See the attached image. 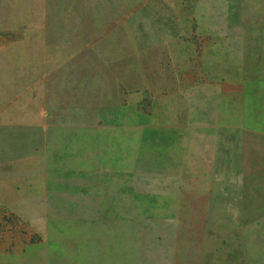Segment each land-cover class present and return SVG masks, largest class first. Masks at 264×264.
Listing matches in <instances>:
<instances>
[{
    "label": "rangeland",
    "instance_id": "374dc122",
    "mask_svg": "<svg viewBox=\"0 0 264 264\" xmlns=\"http://www.w3.org/2000/svg\"><path fill=\"white\" fill-rule=\"evenodd\" d=\"M22 3L0 16V264H264V241L249 257L229 210L194 193L199 171L264 172V0ZM149 74L182 151L105 127L101 80ZM58 113L89 130L60 140ZM213 124L236 127L220 151Z\"/></svg>",
    "mask_w": 264,
    "mask_h": 264
},
{
    "label": "crops",
    "instance_id": "0c3cea01",
    "mask_svg": "<svg viewBox=\"0 0 264 264\" xmlns=\"http://www.w3.org/2000/svg\"><path fill=\"white\" fill-rule=\"evenodd\" d=\"M25 1L26 0H0V16L8 17L11 9L18 10L20 4ZM20 9H22V6ZM23 10L24 9H22V11ZM59 13L60 10H57L55 13L53 12L54 15H58ZM159 76L160 74H149V76L147 75L144 79L145 84L140 83L138 86L139 83H137L133 88L124 82V77L122 76L114 75L110 78L101 80V100L104 99L109 103L113 102L114 112L116 113L114 120H112V124L110 125L107 123L105 127H113L117 131L119 130L120 133H130L128 142L130 145L134 143L132 141L137 138L135 137L136 134L131 133L132 131L137 129H142L144 132L145 130L162 131L168 136L164 137L166 142L160 147L163 148L171 145V147L181 150L180 147L183 149L181 141L184 135L186 136L190 132L179 123V120H175L176 122L172 123H160L154 120L155 118L158 119L164 116V114L168 112V108H163L162 106L163 100L161 98L164 93L158 87ZM122 90L124 93H121ZM136 95H139L140 99H137V97H135ZM86 97H88L87 94ZM81 103L83 104L82 101ZM145 104L151 106L144 108L143 105ZM66 107L67 106H65V109L67 110ZM87 107L88 106L85 108L88 109ZM59 116L61 115L58 113V117ZM46 128L51 132V135L59 133L62 134L60 140H67L75 134L74 132L76 130L80 128L89 130L90 127L88 121L71 123L65 120V116L62 115L61 118H57V121L46 123ZM40 129L42 130V128ZM222 130L236 131V127L231 124L224 127H220L216 124L211 126L209 132L218 134V151L224 147V141L221 138ZM146 138L148 137L146 136ZM171 141L173 142L171 143ZM66 142L68 143V141ZM148 142L149 140L146 139L147 144ZM135 144L136 143H134V145ZM213 159L214 157L211 161ZM241 163L242 162L233 163L231 168L228 167L224 171L225 174H223L220 168H211L210 172H206L205 170L197 172L198 176L210 177L211 181L209 185H204L202 183L195 185L194 193L207 198L210 207H225L229 210V215L231 216H229L228 219L229 223H232L229 233L242 235V244L246 245L244 251L248 250L247 255L249 256L254 242L263 248V244L260 245V243L264 241V172L240 168ZM223 176L224 179H221ZM183 191L184 190H179L178 193Z\"/></svg>",
    "mask_w": 264,
    "mask_h": 264
}]
</instances>
